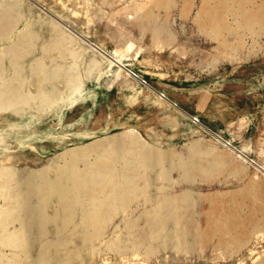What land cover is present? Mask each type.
Returning <instances> with one entry per match:
<instances>
[{
  "label": "rangeland",
  "instance_id": "374dc122",
  "mask_svg": "<svg viewBox=\"0 0 264 264\" xmlns=\"http://www.w3.org/2000/svg\"><path fill=\"white\" fill-rule=\"evenodd\" d=\"M23 1L57 19L78 37L79 47L84 49L81 52H86L78 61L85 77L84 93L68 108L63 103L70 88L66 93L58 92L60 95L52 104L58 101L61 114L47 115L46 122L35 124L51 134L42 140L43 147L33 139L31 143L39 146L38 151L28 148L27 152L18 151L0 160V167L5 163L17 168V180L4 186L12 188L21 183L29 170L50 163L58 151L87 145L126 129L139 131L143 138L152 135L151 142L156 147L174 148L183 157H190L188 143L204 139L217 148L218 157L228 165L223 163L225 166L216 175L183 179L175 168L171 173L172 186L158 181L147 195L126 208L143 226L146 221L140 214L156 206L160 196L179 195L190 189L197 199L192 214L200 215L197 224L207 234L204 246L196 244L181 251L164 246L162 241H151L133 252L112 250L109 244L117 237L135 234L126 228L125 215L120 213L107 223L98 240L84 249L82 264H264V205L259 204L264 200V22L251 31L239 28L244 18L239 14V2L245 11H257L264 9V0H232L239 11L230 10L226 20L229 25L219 31L209 25L205 10L206 5L217 8L225 0H174L169 10L164 8L161 12L165 36L159 41H155L153 27L141 28L122 14L121 9L131 0H96L91 12L105 14L98 13L99 19L91 26L84 16L61 19L50 9L58 7V0ZM71 3L77 6V0ZM152 8L159 14L156 7ZM53 56L59 57L57 53ZM67 56L65 60L72 64V57ZM40 91L36 88L33 93L38 95ZM10 119L20 120L13 112H4L0 126L7 127ZM25 121L32 124L27 118ZM251 185L259 186L261 200L256 202L246 196ZM158 186H171L172 190L158 191ZM154 193L160 196L147 203V197ZM30 200L32 204L38 202L36 198ZM236 203L243 205L240 213ZM235 212L247 225L237 241L217 229L211 230L214 216L221 223ZM175 216L180 219L179 214ZM175 216L172 213L168 220V230H176ZM76 243L82 246L80 239ZM39 247L31 252L33 257L38 256ZM3 252L9 254L11 250ZM66 254L64 250L57 258L61 260Z\"/></svg>",
  "mask_w": 264,
  "mask_h": 264
},
{
  "label": "bare ground",
  "instance_id": "6f19581e",
  "mask_svg": "<svg viewBox=\"0 0 264 264\" xmlns=\"http://www.w3.org/2000/svg\"><path fill=\"white\" fill-rule=\"evenodd\" d=\"M71 1L58 0V7L50 6V9L65 20H72L73 16H84L89 25L99 19L98 13L105 14L98 10L91 12L96 0H77V6H73ZM173 3L174 0H131L121 12L131 22L135 20L141 28L153 27L155 41H159L165 36L163 22H160L163 18L161 12L164 8L169 10ZM239 3V14L244 17L241 25H237H240V30L251 31L264 22V9L245 11L241 2ZM233 5L232 0L223 1L217 8L206 5L208 7L205 13L209 25L217 31L226 28L229 25V20H226L230 10L239 11ZM152 7H156L159 14ZM99 10L103 11L102 8ZM60 18L58 19L61 20ZM57 21L23 0L0 3V116L11 111L20 119L18 122L10 119L7 127L0 126V160L13 156L18 151L39 150V146H34L31 141L38 140L42 146V140L51 134L35 124L46 122L47 115L61 114L58 101L55 105L52 104L60 92L66 93V89L70 88L67 101L63 103L68 108L76 97L83 96L85 77L78 61L86 52H81L84 49L79 47L78 37ZM55 53L59 57L53 56ZM67 55L72 57V64L65 60ZM36 88L41 89L38 95L33 93ZM24 89L30 91L26 93ZM25 118L32 124H28ZM28 128L32 131H28ZM66 128L63 126L62 129ZM143 137H140L137 130L126 129L87 145L63 149L58 151L50 163L29 170L24 180L12 188L4 185H10L17 180V168L14 164L2 163L0 264H79L80 260L82 264L84 249L98 240L107 223L120 213L125 215L126 228L135 234L117 237L109 244L112 250L133 252L151 241H162L164 246L181 251H188L196 244L204 246L207 234L197 224L200 215L192 214L191 208L197 199L195 192L190 189L179 195L171 193L160 196L154 193L148 196L147 203L154 202L159 196L160 199L158 198L159 203L156 206L145 209L140 214V218L143 215L146 221L143 226L140 225L139 218L133 219L126 212V208L147 195L149 189L158 181L171 183L172 186L171 173L175 168L180 171L182 179L183 176H211L216 175L214 173H218L227 161L223 162L216 153L217 148L205 143L204 139L188 143L186 147L190 151V157H183L174 148L162 150L156 147L151 142L154 140L152 135ZM171 186H158V191L165 188L172 190ZM258 192L259 186L251 185L246 196L257 202L260 199ZM33 198L38 200L36 204L31 203L30 199ZM259 204L264 205V200ZM241 210L242 204L237 208L238 213ZM172 213L174 216L179 214L182 221L175 216V231L173 228L167 229ZM214 219L218 220L215 216ZM215 220L211 224V230L217 229L223 236H229L236 241L240 238L243 227H247L237 212L224 217L221 223L220 220ZM76 239L81 240V247ZM38 245L39 254L33 257L31 252ZM4 250L11 252L8 254ZM64 250L67 254L59 260L57 257Z\"/></svg>",
  "mask_w": 264,
  "mask_h": 264
}]
</instances>
